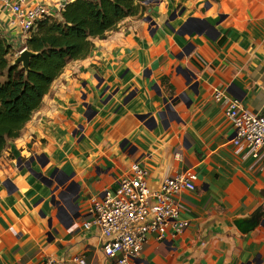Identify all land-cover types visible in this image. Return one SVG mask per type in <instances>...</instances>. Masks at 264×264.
Listing matches in <instances>:
<instances>
[{"label":"crops","instance_id":"crops-1","mask_svg":"<svg viewBox=\"0 0 264 264\" xmlns=\"http://www.w3.org/2000/svg\"><path fill=\"white\" fill-rule=\"evenodd\" d=\"M34 1L59 18L74 0ZM148 1L143 17L124 19L65 67L0 156V264H118L83 224L89 198L115 190L134 163L153 189L197 176L195 191L178 197L186 230L149 236L134 264H264V159L233 143L226 115L229 99L264 115V0ZM10 18L0 5V38L24 45Z\"/></svg>","mask_w":264,"mask_h":264},{"label":"built area","instance_id":"built-area-1","mask_svg":"<svg viewBox=\"0 0 264 264\" xmlns=\"http://www.w3.org/2000/svg\"><path fill=\"white\" fill-rule=\"evenodd\" d=\"M0 5L9 10L11 25L27 38L35 32L39 21L51 17L48 7L34 0H0ZM223 96L221 92L215 94L218 101ZM226 115L235 131L233 143L247 146L255 159H264V115L251 114L236 99H229ZM130 170L115 190L89 198L88 219L83 224L86 230L95 227L100 231L104 254L118 264H134L151 235L164 240L170 229L176 236L183 233L188 223L181 219L178 197L184 191L196 189L197 176L192 171L167 178L153 189L147 171L138 163L132 164ZM72 263L88 264L80 256L74 257ZM44 264L67 263L48 259Z\"/></svg>","mask_w":264,"mask_h":264},{"label":"trees","instance_id":"trees-1","mask_svg":"<svg viewBox=\"0 0 264 264\" xmlns=\"http://www.w3.org/2000/svg\"><path fill=\"white\" fill-rule=\"evenodd\" d=\"M146 0H74L59 18L47 17L26 40L36 54L29 69L9 60L10 46L0 38V156L20 137L54 81L72 61L87 58L95 39H106L126 18L143 17Z\"/></svg>","mask_w":264,"mask_h":264},{"label":"water","instance_id":"water-1","mask_svg":"<svg viewBox=\"0 0 264 264\" xmlns=\"http://www.w3.org/2000/svg\"><path fill=\"white\" fill-rule=\"evenodd\" d=\"M157 3V0H149L147 2L148 5L150 4H155ZM152 10H150L151 12ZM176 15V13H173V15L171 16V20L174 19V16ZM148 21H151V17H149L147 19ZM155 24V23H154ZM167 25L170 24V21H168L166 23ZM36 56V54L28 49H24L19 57L16 59L14 65H22L23 68L25 69H29L30 67V63H31V60ZM198 87L197 84L193 85L191 89H196ZM136 96V92H132L130 93L126 99H125V104H127L128 102H130L134 97ZM183 96H180L176 99H171L170 101L169 100H165L166 103L170 102V107H173V105L178 102L179 100H182ZM170 107H166V110L165 112L163 113H159V118L162 119L164 116H166L170 110ZM138 118L141 120V121H146V126H148V128L152 129V128H155L157 126V119L155 116H151V115H139ZM34 159L31 160V162L33 161ZM31 162L27 163L25 165V167L27 169H29L31 171V173H33L34 175H36L37 177H39V174H36L35 172L32 171L31 169Z\"/></svg>","mask_w":264,"mask_h":264},{"label":"rangeland","instance_id":"rangeland-1","mask_svg":"<svg viewBox=\"0 0 264 264\" xmlns=\"http://www.w3.org/2000/svg\"><path fill=\"white\" fill-rule=\"evenodd\" d=\"M28 39V38H27ZM7 41V40H6ZM8 45L10 46V54H9V60L11 63H15L16 59L19 57L20 53L24 50L27 49L26 48V41L24 43V45H20V44H13L11 42H8ZM22 66V65H21Z\"/></svg>","mask_w":264,"mask_h":264}]
</instances>
